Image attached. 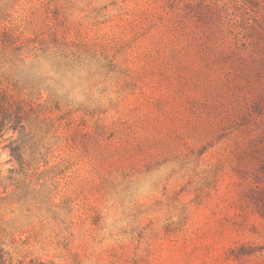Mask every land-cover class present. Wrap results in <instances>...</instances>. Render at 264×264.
Wrapping results in <instances>:
<instances>
[{"label": "rangeland", "instance_id": "rangeland-1", "mask_svg": "<svg viewBox=\"0 0 264 264\" xmlns=\"http://www.w3.org/2000/svg\"><path fill=\"white\" fill-rule=\"evenodd\" d=\"M187 3L0 0L1 27L20 36L15 72L44 89L42 152L53 145L26 199L0 188L13 260L264 264V167L253 151L247 179L236 171L248 99ZM17 169L1 145L0 172Z\"/></svg>", "mask_w": 264, "mask_h": 264}, {"label": "trees", "instance_id": "trees-1", "mask_svg": "<svg viewBox=\"0 0 264 264\" xmlns=\"http://www.w3.org/2000/svg\"><path fill=\"white\" fill-rule=\"evenodd\" d=\"M187 10L205 28V41L232 77L233 92L248 99L247 110L240 117L247 139L235 148L236 171L246 180L253 151L259 156L260 168L264 167V0H188ZM9 11L7 5L0 4V73L3 74L0 75V146L10 152L19 169L10 171L8 176L1 171L0 188L5 193L11 191L8 196L24 200L29 195L28 172L49 164L53 145L47 143V151L42 152L40 121L48 107L39 101L42 85L37 77L23 78L22 71L15 72L19 63L23 65L22 61L15 62L22 52L17 44L20 36L11 28L1 27V23L8 21ZM8 62L11 66L4 70ZM50 99L56 103L53 109L60 110L61 97L51 94ZM46 122L55 129L51 119L47 118ZM249 194V190H244L246 199L250 198ZM8 196L0 198V203ZM258 201L262 205L261 213L264 189L259 191ZM4 244V229L0 224V264H43L37 259L13 260Z\"/></svg>", "mask_w": 264, "mask_h": 264}]
</instances>
